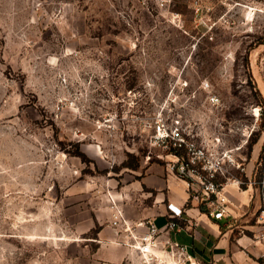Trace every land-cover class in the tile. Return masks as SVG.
Returning <instances> with one entry per match:
<instances>
[{"label": "rangeland", "instance_id": "1", "mask_svg": "<svg viewBox=\"0 0 264 264\" xmlns=\"http://www.w3.org/2000/svg\"><path fill=\"white\" fill-rule=\"evenodd\" d=\"M262 4L0 0V264L133 263L113 214L152 204L143 175L182 179L157 123L231 156L219 178L254 170L259 213ZM129 153L136 170L122 166Z\"/></svg>", "mask_w": 264, "mask_h": 264}, {"label": "crops", "instance_id": "2", "mask_svg": "<svg viewBox=\"0 0 264 264\" xmlns=\"http://www.w3.org/2000/svg\"><path fill=\"white\" fill-rule=\"evenodd\" d=\"M253 172L246 171L245 176L253 180ZM238 178L240 176L224 180L223 190H229L230 202L229 212L221 219L211 216L191 197L184 179L163 176L159 169L143 175L139 181L155 191L152 204L134 207L132 211H125V215L132 223L153 218L161 226L170 214L167 203L172 202L182 208L183 215L177 218L180 229L172 231L170 236L187 243L198 264H264L263 208L257 213L261 202H257L255 186L247 184L248 187L243 188L234 181ZM164 186L167 193L161 192ZM164 237L166 235L161 239ZM128 258L130 262L137 260L129 249Z\"/></svg>", "mask_w": 264, "mask_h": 264}, {"label": "built area", "instance_id": "3", "mask_svg": "<svg viewBox=\"0 0 264 264\" xmlns=\"http://www.w3.org/2000/svg\"><path fill=\"white\" fill-rule=\"evenodd\" d=\"M153 139L155 145L166 148L167 157L171 156L167 159L168 170L187 182L191 197L214 218H223L229 212L227 205L230 200L223 190L224 181L216 179H219L218 170L222 169L223 163L226 160L234 162V159L231 156L226 158L225 152L215 158L209 157L205 146L190 136L179 121L169 127L157 123ZM237 166L240 167L241 163ZM234 181L238 185L254 183L252 179L238 178ZM167 208L170 214L161 226L153 218L132 223L122 210L115 212L112 223L121 243L139 259L138 264H198L190 246L170 236L172 231L181 227L177 218L182 217V208L172 202L167 203ZM163 235L166 237L161 239ZM131 262L134 263L132 259Z\"/></svg>", "mask_w": 264, "mask_h": 264}, {"label": "trees", "instance_id": "4", "mask_svg": "<svg viewBox=\"0 0 264 264\" xmlns=\"http://www.w3.org/2000/svg\"><path fill=\"white\" fill-rule=\"evenodd\" d=\"M258 138H259V136L252 138L251 143H250V146L253 143L257 142L258 141ZM172 150H176L175 147H172ZM177 151L178 152H184L183 150H177ZM75 154H77V155H82L83 154L81 151H79L78 146H77V149H76V153ZM128 156L129 157L125 161H123L122 166L123 167L131 168L133 170L138 169L139 166H140L139 157L136 156V155H134L133 153H129ZM242 178H243V180H247L248 179L245 175H243ZM262 178H263V173H262V170H261L258 173L256 180L261 181ZM216 180L223 182L225 180V178H219V179H216ZM241 187L247 188L248 185L246 183H242L241 184Z\"/></svg>", "mask_w": 264, "mask_h": 264}]
</instances>
